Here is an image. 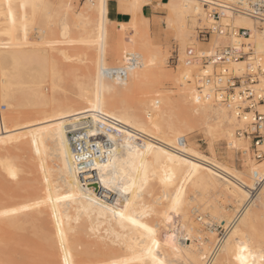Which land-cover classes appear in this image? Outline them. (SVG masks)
I'll list each match as a JSON object with an SVG mask.
<instances>
[{
  "label": "rangeland",
  "instance_id": "rangeland-1",
  "mask_svg": "<svg viewBox=\"0 0 264 264\" xmlns=\"http://www.w3.org/2000/svg\"><path fill=\"white\" fill-rule=\"evenodd\" d=\"M62 1L45 0L35 13L27 7L19 20L28 25L31 21L41 24L51 18ZM65 1L80 10L86 0ZM108 1V34L102 51L90 57L77 42L68 63L74 66V71L66 65L70 70L65 83L68 90L65 97L61 96L69 112L66 119L55 126L50 109L37 104L28 89H15L13 110L8 103L0 101V111L5 116L13 111L15 116L4 130L6 139L0 141V206L23 209L18 211L20 226L0 220V264H64L65 253L69 264H113L120 261L116 254L119 235L132 220L144 222L168 208L173 209L170 206L176 191L185 188L202 165L169 162L162 169L152 171L137 163L139 158H152L150 152L160 144L158 139L149 138L152 131L146 122L151 109L160 113L159 121L168 136L185 137L186 144L202 153L204 166L225 178L220 158L229 149L226 140L206 131V125L187 101L178 96L179 88L172 83L171 72L178 65L169 64V58L180 53V46L170 24V14L163 7L146 3L145 13L142 8L132 17L137 25L132 41L124 29L125 14L124 20L116 21L114 15L122 11L114 0ZM5 21L0 15V29H7ZM196 29H192V39L206 44L197 38ZM0 38H7L6 31L0 32ZM3 49L6 47H0V66L8 68L10 60ZM128 52L140 58V63L129 70L128 78L121 82L106 76L104 69L123 65ZM158 53L166 57L163 65L156 62ZM39 73V67L34 64L25 79L38 90L49 93L50 88L46 81L40 80ZM75 73L88 87L89 97L78 94ZM86 116H91L92 123L111 117L125 128L120 137L113 133L103 135L94 125L83 127ZM84 131L89 135L88 140L96 137L101 154L96 155L93 149V161H87L92 167L79 168L75 160L77 143L72 135L81 137L79 134ZM127 134H132L138 143V150L133 153L123 146L122 137ZM106 141L114 144L108 154L104 148ZM251 154L255 163L261 162L254 158L252 150ZM120 157L129 164L133 182H124L117 170ZM79 181L94 184L93 194L82 193L77 186ZM27 203L32 204L26 206ZM230 206L235 214L236 206ZM59 215L65 219L64 224L58 221ZM198 215L200 212L194 214V220L198 221ZM222 226L212 227L217 228V236L225 233L226 226ZM60 232L68 244L63 249Z\"/></svg>",
  "mask_w": 264,
  "mask_h": 264
},
{
  "label": "bare ground",
  "instance_id": "bare-ground-1",
  "mask_svg": "<svg viewBox=\"0 0 264 264\" xmlns=\"http://www.w3.org/2000/svg\"><path fill=\"white\" fill-rule=\"evenodd\" d=\"M44 1L0 0V15L6 19L7 27L0 29V32L6 31L7 34L5 40L0 38V47H6L2 51L8 53L10 60L8 68L0 66V101L8 103L13 110L15 89H28L35 96L37 104L50 109L54 125L57 126L69 114L66 100L61 96L65 97L68 90L65 83L70 76V70L66 65H69L73 46H77L78 42L82 51L90 57L102 51L103 41L108 34L110 7L108 0H86L80 10H75L69 1L63 0L51 18L41 24L31 21L28 25L25 21L19 20L20 15L24 16L27 7L35 13L39 9V4ZM229 1L231 3L232 0H114L126 16L124 29L128 39L132 41L137 34L136 21L132 17L146 3L163 7L168 11L173 22L170 24L173 29L175 28L174 35L180 46V62L175 71L171 72L172 83L179 88L178 96L187 101L201 123L206 125V131L219 140L225 139L229 148L220 158V169L225 177L223 178L216 171L204 166V158L199 150L191 144L180 143L181 137L168 136L163 123L159 121L161 115L157 109L148 112L149 118L146 124L152 131L149 138L158 139L160 144L150 152L152 158L142 157L137 163L140 162L152 171L162 169V165L169 162L202 166L200 171L187 182L185 188L176 191L170 206L173 209L168 208L160 215L144 222L137 224L128 222L126 230L119 235L118 245L116 244L118 249L116 254L120 261H127L128 264H155L147 254V249L152 248V255L156 256L157 260L163 261V264H204L219 240L217 228L212 227L223 225L226 226V231L211 264H241L237 256L241 254L242 248H246L243 255L247 259V264H264V185L253 202L245 205L250 197L248 187L253 186L257 174L264 172V160L259 163L252 160L250 138L237 132L239 129L247 128L253 119V112L241 113L237 108L240 104L247 105L246 99L238 93L239 88H236L235 93L230 96V102H225V95L217 92L216 86L202 82L200 75L205 71L198 64L185 65L183 62V54L188 47L198 50L209 46L213 52L220 44L238 40L235 36L231 35L229 38L217 33H213L206 44L192 39V29L198 26H210L214 22L208 16V9L214 5H226ZM9 4L12 6L11 15H8ZM101 4L103 24H101ZM55 17L57 21H53ZM220 21L250 30V35L240 40L250 43L254 54H251L248 61L232 63L230 72L243 75L247 72L248 63L255 65L264 63V25L261 22L248 14L234 13L231 10ZM158 54L155 55L156 62L163 65L166 57ZM34 64L40 69V80L47 82L49 93L38 90L26 81L25 75L29 67ZM70 67L74 71V66ZM212 70L213 68L209 66L207 71ZM73 77L78 87V94L89 97L86 84L78 79L76 73ZM252 87L255 90H264V76L260 75ZM12 113L14 112L5 116L0 111V141L6 139L3 138L6 136L4 130L8 128L10 120L13 121L15 118ZM212 120L213 124L210 123ZM79 135L81 137L72 135L78 151L75 160L79 168H85L88 160L93 161L95 154L100 156L101 153L97 148L96 137H90L89 140L92 142L89 143L87 132L85 137L82 136L83 133ZM116 137L120 136L116 135ZM133 137L132 134L122 137L123 146L129 153L138 150V143ZM105 144L104 148L108 154L114 144L111 141H106ZM260 148L264 150V143ZM93 149L96 150L94 156ZM117 170L124 178V182H133L132 171L123 157L117 162ZM77 186L87 195H92L95 191V185L92 183L79 181ZM177 198L179 204L174 207ZM31 204L27 203L26 206ZM190 204H193L191 209ZM230 205L236 206L235 214L231 212ZM0 212H11V210L0 206ZM17 212L0 216V220L20 226L21 221L18 217L20 212ZM196 212L201 214L196 217L198 221L194 220ZM205 216L208 218L205 219ZM58 221L61 224L65 223L62 215H59ZM224 222L225 224H222ZM141 224L146 227H140ZM146 228H151L153 232L149 233ZM153 239L157 241L158 246L153 245ZM64 246L68 247V244L64 243Z\"/></svg>",
  "mask_w": 264,
  "mask_h": 264
},
{
  "label": "built area",
  "instance_id": "built-area-1",
  "mask_svg": "<svg viewBox=\"0 0 264 264\" xmlns=\"http://www.w3.org/2000/svg\"><path fill=\"white\" fill-rule=\"evenodd\" d=\"M206 6L209 8L208 3H206ZM230 10L234 13L248 14L264 25V0H232L231 3L229 1L226 5H214L208 9V16L214 22L210 26L197 27V38L204 43H208L212 34L217 33L229 38L232 35L238 40L220 44L215 47L213 52H211L209 46L201 47L198 50L194 47H188L183 54V62L185 65L198 64L205 71L200 75L203 80L202 82L216 86V91L222 92L225 95V102H230V96L232 93H235L236 88H239L238 93L246 99L247 105L243 106L240 104L237 108L240 109L241 113L252 111L253 119L247 128L239 129L237 132L250 138V147L253 151L254 158L257 161H263L264 150L260 146L264 143V90H255L252 84L258 81L260 75L264 76V63H257L256 65L251 62L248 63L247 72L243 75H236L233 71L230 72V65L232 63L242 60L248 61L251 54H254L253 49H251V44L240 40L250 35L249 29L224 24L220 21ZM124 58L123 65L105 68L104 73L106 76L126 80L129 75V70L140 63V58L138 54L133 52H128ZM179 62V52L169 58V64H173V66H177ZM209 66L213 68L212 71H207ZM200 89H203V87H200ZM260 107L263 109L261 110ZM85 118L86 123L83 126L85 129L94 125L98 131L103 132V135L113 133L121 136L123 128H125L121 123L111 117H102L93 123L91 122V116H86ZM82 136H86L85 131ZM179 142L185 143L186 138H180ZM86 166L92 167L89 163ZM263 185L264 172L257 174L254 178L253 186L248 187L250 197L245 205L253 202ZM224 234L218 236L219 240L208 254L204 264L212 263L213 258L219 250L220 240L224 237Z\"/></svg>",
  "mask_w": 264,
  "mask_h": 264
},
{
  "label": "snow or ice",
  "instance_id": "snow-or-ice-1",
  "mask_svg": "<svg viewBox=\"0 0 264 264\" xmlns=\"http://www.w3.org/2000/svg\"><path fill=\"white\" fill-rule=\"evenodd\" d=\"M101 24H103V5L101 4ZM11 4L8 5V15H11ZM149 147L151 148V145H149ZM14 175V173H12ZM179 197V194H178ZM179 204V198H177V201L174 202V207L176 205ZM23 209H12L11 212H0V216H8L11 215L17 211H22ZM121 217L124 216L123 213H118ZM133 224H137L138 222L136 220H132L131 221ZM142 228H145V225H139ZM146 231H148L149 233H152L153 230L151 228H146ZM60 238H61V249H63V245H64V233L60 232L59 233ZM153 245L158 246L157 241L153 239L152 241ZM246 251V248H242L240 250L241 254L237 256V259L241 261V264H247V259L246 257L243 255V252ZM153 249L152 248H148L147 249V254L149 256H151L152 260L155 262V264H163V261H159L157 260L156 256L152 255ZM68 253H65V260H64V264H69L68 259H67ZM113 264H128L127 261H113Z\"/></svg>",
  "mask_w": 264,
  "mask_h": 264
},
{
  "label": "crops",
  "instance_id": "crops-1",
  "mask_svg": "<svg viewBox=\"0 0 264 264\" xmlns=\"http://www.w3.org/2000/svg\"><path fill=\"white\" fill-rule=\"evenodd\" d=\"M113 1V0H112ZM145 8H146V6L143 8V12L145 13ZM114 17H115V20L116 21H122V20H124V13H122V12H117L115 15H114Z\"/></svg>",
  "mask_w": 264,
  "mask_h": 264
}]
</instances>
